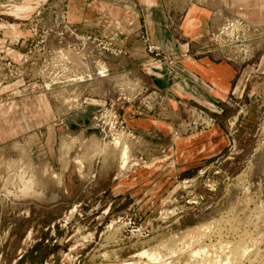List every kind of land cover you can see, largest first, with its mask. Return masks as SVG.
<instances>
[{"label":"rangeland","instance_id":"374dc122","mask_svg":"<svg viewBox=\"0 0 264 264\" xmlns=\"http://www.w3.org/2000/svg\"><path fill=\"white\" fill-rule=\"evenodd\" d=\"M126 29L146 63L125 61ZM182 55L225 67L222 99L185 95ZM20 174L57 200L15 202ZM205 221L203 245L241 237L237 264H264V0H0V264L134 262L161 242L188 264L175 240Z\"/></svg>","mask_w":264,"mask_h":264},{"label":"bare ground","instance_id":"6f19581e","mask_svg":"<svg viewBox=\"0 0 264 264\" xmlns=\"http://www.w3.org/2000/svg\"><path fill=\"white\" fill-rule=\"evenodd\" d=\"M214 1V0H213ZM93 71V73L95 72L94 70H92ZM91 72V71H90ZM90 74V73H89ZM96 74V73H95ZM98 78H99V76H98ZM100 79V78H99ZM106 89V88H105ZM106 91L109 93L110 92V90L107 88L106 89ZM109 96V95H108ZM127 148L125 147L123 150H122V152H121V155H122V157H126V155H127V150H126ZM31 169V168H30ZM31 171V170H30ZM24 174V173H23ZM53 177V176H52ZM15 178H17L18 180L17 181H19L18 183H20L21 184V188H20V190L18 191V193L17 194H14L13 195V200L15 201V202H22L24 199H27L30 203H37V202H53V200L55 201V200H57V195L55 194V193H49L48 195H45L43 192H40V191H36L35 190V181L33 180V178H25L24 177V175H22V174H20V175H17ZM243 180V179H242ZM241 181H240V179H239V183H240ZM244 182V181H243ZM247 184V183H246ZM239 185V184H238ZM245 186V185H244ZM243 186V187H244ZM245 188V187H244ZM241 190L240 191H242V188H240ZM246 190V189H245ZM260 190V189H259ZM8 193H10V192H8ZM16 193V192H15ZM247 195V194H246ZM243 200V199H242ZM260 201V200H259ZM262 202V201H261ZM252 203V202H251ZM244 209H245V207H243ZM237 209V208H236ZM242 209V208H241ZM243 209V210H244ZM247 209V208H246ZM230 211V210H229ZM228 214V213H227ZM238 216V215H237ZM241 216V215H240ZM228 217V216H227ZM250 218V217H249ZM256 218H258V217H256ZM233 219V218H232ZM231 219V220H232ZM244 219V221L246 222L247 221V218H243ZM246 219V220H245ZM263 219V218H262ZM227 220V219H226ZM229 220V222H232L230 219H228ZM234 220V219H233ZM256 220V219H255ZM257 220H259V219H257ZM216 221V220H215ZM234 221H237V220H234ZM250 221V220H249ZM260 221V220H259ZM228 222V221H227ZM228 222V223H229ZM212 223H214L213 221H212ZM212 223H211V221H205V222H202V223H199L198 225H196V226H192V227H187L184 231L182 230L181 231V234H179V238H177L178 240H175V242H179V244L178 245H181V248L179 247V249H181V250H184L183 248H185V251L187 252V255H188V259L186 260V261H188V264H235V262L238 260V259H236L237 257V255H239V256H243V257H245V254H249V252H250V247L251 246H249V245H251V244H253L254 242H251V244H245V245H242L241 243H238L239 241H240V238H239V241H237V244H235V240L232 242L233 244H234V246H232L231 245V243H229L231 246L230 247H227V246H229V245H226V246H224V245H220L221 243H219V250L218 251H221V253H222V251H223V249L225 248V249H228L227 250V255L226 254H223V255H221V253H219V252H217L216 251V249H213L214 247H213V245H214V243L211 245V244H209V241H211V240H207L208 242H207V245L209 246V245H211L212 246V250L210 251V250H208V249H211L210 247L208 248L207 247V245L205 246V245H203L202 243V241L204 240V239H207V233L209 232V234H211V227L213 226L212 225ZM250 223V222H249ZM227 224V223H226ZM233 224H234V222H233ZM238 224V223H237ZM255 224V223H254ZM253 224V225H254ZM227 225H229V224H227ZM236 225V224H235ZM250 225V224H249ZM256 225V224H255ZM220 227V226H219ZM238 227H241V226H237V228ZM242 227H243V225H242ZM247 227V226H246ZM252 227V226H251ZM255 227V226H254ZM253 227V228H254ZM215 228V227H214ZM231 228H233V227H231ZM221 229V228H220ZM235 229V228H234ZM233 229V230H234ZM215 230H217L216 228L214 229V230H212L213 232L215 231ZM222 230V229H221ZM228 230H230L231 231V229H228ZM232 230V231H233ZM230 231H229V234H230ZM236 231V230H235ZM237 231H238V229H237ZM216 232V231H215ZM218 232V231H217ZM242 232H243V229H242ZM180 233V232H179ZM233 233H235V232H233ZM233 233L231 234V235H233ZM245 233V232H244ZM243 233V234H244ZM213 234V233H212ZM218 234H219V232H218ZM237 234V233H236ZM214 235V234H213ZM216 235V234H215ZM240 235H242V234H240ZM251 235V234H250ZM219 236V235H218ZM228 236V235H227ZM239 236V235H238ZM172 237V236H171ZM206 237V238H205ZM217 237V236H216ZM236 237V236H235ZM249 237V236H248ZM210 238V237H209ZM219 239L221 238V235L218 237ZM171 239V238H170ZM170 239H169V241H170ZM172 239H175L174 237L172 238ZM248 239V238H247ZM218 240V239H217ZM216 240V241H217ZM244 240V239H243ZM243 240H241V242L243 241ZM253 241H254V239H252ZM188 241H189V243H188ZM216 241H215V243H216ZM220 241V240H219ZM223 241V240H222ZM222 241H220V242H222ZM251 241V240H250ZM202 242V243H201ZM214 242V241H213ZM244 242V241H243ZM158 243V242H157ZM171 243H173V241L171 242ZM223 243V242H222ZM224 243H227V242H224ZM216 244H218V243H216ZM254 244H256V243H254ZM191 245H193V247H194V245H195V247H197L196 249H194L193 247V249L192 250H189L188 248H190V246ZM236 245V246H235ZM217 246V245H216ZM256 247V246H255ZM165 249L166 250V254L167 255H165V259H163V257H164V255L162 256V253H160V249ZM252 248V247H251ZM179 249H178V247H177V250L179 251ZM187 249H188V251H187ZM191 249V248H190ZM254 250L256 249V248H253ZM173 250H175L176 251V249H175V246L173 247L172 246V244H168V242H165V243H162L161 242V244L158 246L157 245V247H155V248H148V250H143L142 252L140 251V253L138 254V256H137V259L138 260H134V262H121V263H119V264H144V263H142V261H141V259H143V258H145V259H147V262L149 263V262H151V263H153L152 261H154L155 263L154 264H156V262H157V264H170L171 262H173V261H175L174 260V258L176 259V257H171V256H174L173 255V253H174V251ZM225 251V250H224ZM162 252V251H161ZM251 252H255V251H251ZM164 253V252H163ZM164 253V254H165ZM182 253H184V252H182ZM182 253H180L179 252V254H181V255H183ZM176 254V256H178L177 254L178 253H175ZM247 254V255H248ZM181 255H179L180 256V258H181ZM186 255V254H185ZM226 255V256H225ZM178 256V257H179ZM224 256V257H223ZM134 257V256H133ZM170 257H171V261L170 262H168L167 261V259H170ZM177 257V258H178ZM247 257H249V256H247ZM172 258H173V260H172ZM144 259V260H145ZM182 259H185V257L183 258L182 257ZM233 259H235V261L233 260ZM239 259H241V257L239 258ZM244 259V258H243ZM165 260L167 261V262H165ZM180 260V259H179ZM179 260H176L177 262H175V263H172V264H179V263H181L182 264V262L181 261H179ZM178 261H179V263H178ZM185 260H183V262H184ZM239 261H241V260H238V262ZM144 262V261H143ZM150 263V264H151ZM145 264H146V261H145ZM184 264H187V263H184ZM236 264H237V262H236Z\"/></svg>","mask_w":264,"mask_h":264},{"label":"crops","instance_id":"0c3cea01","mask_svg":"<svg viewBox=\"0 0 264 264\" xmlns=\"http://www.w3.org/2000/svg\"><path fill=\"white\" fill-rule=\"evenodd\" d=\"M146 18L148 19V16ZM152 35V41L167 52L182 53L187 50L188 45H176L169 41L165 42V40L157 37L158 35ZM114 36L116 37L115 39L120 37L119 41H122V39L124 40L121 44V51L127 55L125 61L130 60V62L133 63L134 60H132V58L134 55H138L137 57H140V60L135 61L141 64L146 63L148 60L146 47L142 41L137 39L140 36L137 30L136 32L132 30H127L123 33L119 32L114 34ZM166 36H164V38ZM180 59L179 66L182 72L181 77L184 80V85H186L183 89L185 95L189 99L203 100L206 103L222 99L224 94L228 91L229 79L226 75L220 74L219 71L225 67L211 66L205 60H197L188 55H182Z\"/></svg>","mask_w":264,"mask_h":264}]
</instances>
